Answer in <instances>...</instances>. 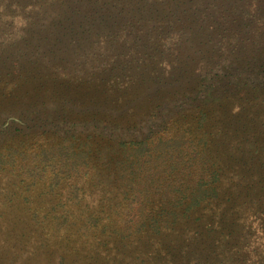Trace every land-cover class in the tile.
<instances>
[{
  "label": "rangeland",
  "instance_id": "374dc122",
  "mask_svg": "<svg viewBox=\"0 0 264 264\" xmlns=\"http://www.w3.org/2000/svg\"><path fill=\"white\" fill-rule=\"evenodd\" d=\"M181 135L213 195L127 210ZM0 264H264V0H0Z\"/></svg>",
  "mask_w": 264,
  "mask_h": 264
},
{
  "label": "trees",
  "instance_id": "16d2710c",
  "mask_svg": "<svg viewBox=\"0 0 264 264\" xmlns=\"http://www.w3.org/2000/svg\"><path fill=\"white\" fill-rule=\"evenodd\" d=\"M237 22L239 25V21ZM204 113L202 107H199L200 120L204 118ZM233 117L237 118V116ZM130 144L135 150L131 154L129 165L131 178L125 183L123 176H120L119 186L126 197L129 191L135 193L130 197L127 210L138 213V209L154 208L158 210V214L162 215L176 210L187 201L184 210L189 211L197 208L201 201L215 192L214 188L211 192H207L205 186L213 183L216 171L211 172L212 177L206 179L208 176H204L203 169L206 162L201 160L196 146H191L193 143L184 140V136L158 138L152 143L142 140ZM69 162L70 160L63 158L64 166L69 165L74 168V164ZM140 170L143 172H139ZM197 174L201 175L202 180H194ZM143 176L146 183L139 186L136 181L141 180ZM188 178L195 190L190 192V196L187 195L189 187L186 180ZM154 222L157 223L156 220Z\"/></svg>",
  "mask_w": 264,
  "mask_h": 264
}]
</instances>
